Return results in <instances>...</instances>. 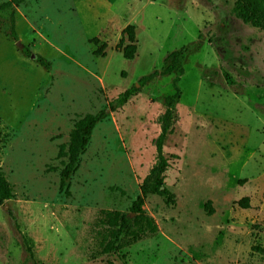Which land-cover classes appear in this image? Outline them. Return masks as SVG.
Segmentation results:
<instances>
[{
    "label": "rangeland",
    "instance_id": "374dc122",
    "mask_svg": "<svg viewBox=\"0 0 264 264\" xmlns=\"http://www.w3.org/2000/svg\"><path fill=\"white\" fill-rule=\"evenodd\" d=\"M233 2L26 0L12 8L16 39L0 12V165L14 190L0 205V264H264V32L235 18ZM128 25L132 59L115 47ZM103 43L104 56L94 54ZM172 51L183 69L163 144L174 204L147 195L157 232L102 254L98 222L105 211L130 214L177 72L96 124L66 189L60 146L79 117L161 71Z\"/></svg>",
    "mask_w": 264,
    "mask_h": 264
},
{
    "label": "trees",
    "instance_id": "16d2710c",
    "mask_svg": "<svg viewBox=\"0 0 264 264\" xmlns=\"http://www.w3.org/2000/svg\"><path fill=\"white\" fill-rule=\"evenodd\" d=\"M24 1L26 0H0V12H9L7 34L13 39L17 38V34L12 8ZM231 14L242 23L249 24L264 32V0H234ZM134 39L133 26H126L115 45L117 49H121L122 56L125 59H132L136 53L137 47ZM92 41L96 43L98 40L93 38ZM105 47L106 44L103 43L95 50L94 54L104 56L103 50ZM21 50L27 56L31 54L27 46H23ZM178 54L177 51L170 52L165 58L166 61H170V64L165 65L161 71L154 70L142 76L138 81L139 86L133 85L119 93L115 99L108 103L107 107L99 109L95 113H88L79 117L69 131L67 143L60 146L59 156L67 158L60 176L61 186L66 189L68 186L67 180L76 170L78 157L87 147L96 124L105 119L109 111L113 112L124 105L130 97L135 95L142 86L156 75H167L173 71L177 72V75L172 80L173 93L164 98V110L157 119L159 132L154 139L155 160L140 183L139 195L131 202L130 214L105 211L103 218L98 222L102 228L96 235L99 238L100 253L102 254L116 253L122 246L135 243L157 232L155 221L152 217L145 214L142 209L144 198L147 195L157 194L164 197L166 204H174V194L165 186L164 181L169 162L163 153V144L166 137L172 133L173 125L177 119L175 102L180 97V89L177 84L180 80V75L183 73V69L179 65ZM35 61L47 70L51 65L49 60L38 54L35 55ZM12 198H14L13 185L5 177L0 165V205L5 204ZM247 201L248 199L244 197L239 200V203L245 208L247 207ZM205 208L209 209L207 210L208 213L212 211L210 201L206 202ZM131 215L133 216L131 217ZM23 240L30 257L33 259L30 240L25 236H23ZM35 264H37L36 261Z\"/></svg>",
    "mask_w": 264,
    "mask_h": 264
},
{
    "label": "water",
    "instance_id": "95a60500",
    "mask_svg": "<svg viewBox=\"0 0 264 264\" xmlns=\"http://www.w3.org/2000/svg\"><path fill=\"white\" fill-rule=\"evenodd\" d=\"M16 44L19 45V46H22L21 43H20L19 41H16ZM30 57H31V58H34V55L31 54Z\"/></svg>",
    "mask_w": 264,
    "mask_h": 264
}]
</instances>
